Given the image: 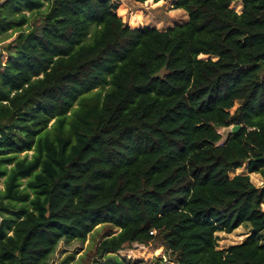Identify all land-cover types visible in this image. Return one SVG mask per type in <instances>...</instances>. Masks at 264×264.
Wrapping results in <instances>:
<instances>
[{"label":"trees","instance_id":"obj_1","mask_svg":"<svg viewBox=\"0 0 264 264\" xmlns=\"http://www.w3.org/2000/svg\"><path fill=\"white\" fill-rule=\"evenodd\" d=\"M163 1L188 21L0 0V33H17L0 52V264H57L61 243L88 239L83 264L136 243L168 260L129 264H264V184L230 175L264 178V0Z\"/></svg>","mask_w":264,"mask_h":264},{"label":"rangeland","instance_id":"obj_2","mask_svg":"<svg viewBox=\"0 0 264 264\" xmlns=\"http://www.w3.org/2000/svg\"><path fill=\"white\" fill-rule=\"evenodd\" d=\"M117 4L116 12L127 23L130 27L135 23H138L136 27L141 26H151L157 27L159 29H167L169 27H174L176 25L184 24L188 21L189 16L187 12L183 9H175L173 7L172 1H163L162 3H154V0L145 1L143 3L137 2L135 0H112ZM234 10L238 12L243 11V5L240 1L234 2L231 6ZM123 8V9H122ZM121 9L120 13L118 10ZM26 12V11H24ZM140 18V19H136ZM27 25H24L26 28ZM133 28V27H132ZM17 33L12 29L6 32L0 33V52L4 49L7 44H13ZM4 63L8 60L6 51H2ZM0 54V55H1ZM201 58H209V56L201 55ZM223 131V130H222ZM31 151L30 153H32ZM237 174H249L252 182L256 186H262L264 184V178L258 173H249L247 169V163L236 170L230 171V175L233 177ZM26 180V179H25ZM3 179L0 180V187H3ZM250 234V228L247 224H243L235 229L232 233L218 232V246L221 249L227 248L233 244L240 243L243 239ZM90 240H86L83 245L77 241H71L69 244L61 243L59 249L57 250L55 256L51 260L54 263L59 264L67 256L74 255L73 259L69 260L68 264H76L78 261L83 264L80 259L85 251L89 248ZM119 257L122 261L120 264H129V260H141V262H152L156 259L168 260L164 247L157 244H152L149 246H144L140 244H133L131 247H126L125 249L119 251L115 254L106 255L105 257ZM105 257L102 261L105 260ZM94 259L100 258L99 255H94ZM80 259V260H79ZM92 259V258H91Z\"/></svg>","mask_w":264,"mask_h":264},{"label":"water","instance_id":"obj_3","mask_svg":"<svg viewBox=\"0 0 264 264\" xmlns=\"http://www.w3.org/2000/svg\"><path fill=\"white\" fill-rule=\"evenodd\" d=\"M240 128H241L240 125H234V126L231 127V130H232V132H236V131L239 130Z\"/></svg>","mask_w":264,"mask_h":264}]
</instances>
